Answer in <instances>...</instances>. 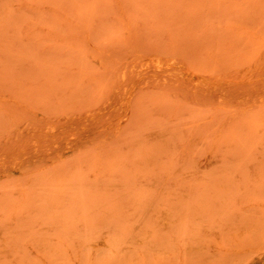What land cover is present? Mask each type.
Returning <instances> with one entry per match:
<instances>
[{"label":"rangeland","instance_id":"1","mask_svg":"<svg viewBox=\"0 0 264 264\" xmlns=\"http://www.w3.org/2000/svg\"><path fill=\"white\" fill-rule=\"evenodd\" d=\"M0 264H264V0H0Z\"/></svg>","mask_w":264,"mask_h":264},{"label":"bare ground","instance_id":"2","mask_svg":"<svg viewBox=\"0 0 264 264\" xmlns=\"http://www.w3.org/2000/svg\"><path fill=\"white\" fill-rule=\"evenodd\" d=\"M136 143V142H135ZM151 213V212H150ZM158 214V213H157ZM156 214V215H157ZM149 215V214H148ZM155 215V216H156ZM151 217H152V215H150ZM145 219V218H144ZM143 219V222L146 220H144ZM150 219V218H149ZM138 220V219H137ZM141 220V219H140ZM157 218H155V221L154 222H156L157 224H158V222H157ZM168 220H170V219H168ZM171 221V220H170ZM136 222V221H135ZM138 222V221H137ZM146 222V221H145ZM152 222V221H151ZM142 223V222H141ZM168 222L167 221H165V224H167ZM136 225H137V223H135ZM139 224V223H138ZM143 224V223H142ZM155 224V223H154ZM154 232H151V234L150 235H152ZM154 235V234H153ZM153 235H152V237H153ZM96 238V237H95ZM94 238V239H95ZM150 238H151V236H150ZM150 238H148V239H150ZM93 239V240H94ZM108 240V239H107ZM107 240L104 238V237H102V238H100V239H98L94 244L96 245V246H106V245H108V242H107ZM110 242V241H109ZM90 243V242H89ZM127 245V244H126ZM112 247V246H111Z\"/></svg>","mask_w":264,"mask_h":264}]
</instances>
